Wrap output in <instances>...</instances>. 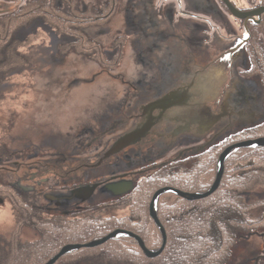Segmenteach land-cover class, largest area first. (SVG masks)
<instances>
[{
  "label": "flooded vegetation",
  "instance_id": "1",
  "mask_svg": "<svg viewBox=\"0 0 264 264\" xmlns=\"http://www.w3.org/2000/svg\"><path fill=\"white\" fill-rule=\"evenodd\" d=\"M26 1L28 0H0V4L9 3L12 10L3 12H11L27 7ZM227 1L241 15H233L225 0H78L77 8L85 13L93 11L88 9L100 10L102 7H109L112 10L105 23L89 27L104 26L115 14L123 11L121 15L123 23L127 24L129 29H133L131 34L134 36L133 40L141 43L142 48H149L145 52L143 63L136 59V62L142 65L140 68L147 71L144 72L146 80L139 78L140 76L135 79L139 81L137 84L141 85L142 92L136 98L140 103L137 112L132 116L126 111L123 112L127 117L126 121L131 122L128 129L115 132L113 127H109L101 133L92 135L89 141L84 143L86 150H80L79 153L77 147L81 137L78 134L65 133L62 136L65 139L56 145L58 155L56 161L59 162V168L71 167L75 162L74 157L77 159L93 157L104 147L106 149L98 155L94 165H102L108 159L106 168L91 172L87 171V167L93 164L84 163L82 170L77 174L65 171L63 175L57 171V179L43 181L42 184L38 182L26 187L15 180V177V181L6 182L15 183L14 188L18 187L29 194L33 202L42 199L53 202L54 205L50 206L53 210L41 207L46 212L70 216L77 212H85L87 208L101 202V195L108 199L126 194L114 196L104 188L105 184L131 180L134 187L136 183L134 175H147L158 166L174 165V162L170 161L186 156H180L184 153L182 151L179 156L172 159L173 154L183 148L198 151L202 143L192 148L178 146L179 150L165 152L166 147L173 146V140L184 133L201 138L206 133L244 131L260 133L254 130L264 127V0ZM62 6L59 2L58 7ZM100 17L103 15L90 16L87 20L92 21ZM181 18L188 23L199 25L201 32L199 43L208 48L201 51L203 53L200 55L201 63L196 68L183 66L184 59L180 56V47L183 44L189 45V33L182 31L183 34L180 35L181 32L173 31L174 23H180ZM170 27L172 30L167 31ZM124 35H127V38L129 36ZM119 37L122 42L120 46L122 57L127 39ZM135 48L138 50L136 45ZM159 87H162V90H159ZM224 94L226 97L222 98ZM207 105L220 107L214 108L211 113H205ZM221 105L227 108L221 109ZM232 114L235 117H232ZM224 115H227L228 119L222 121ZM110 133L119 134L114 137ZM91 134L93 133H83ZM119 138H126L125 141L131 143L119 152L104 158L106 150ZM138 144L152 149L160 146L162 147L160 152L166 154H161L157 158L152 157V153H147L140 162L137 155L134 161L137 164L125 167L116 155ZM31 160L26 162V167L32 164H28ZM112 165L113 167L109 168ZM12 168L9 171V178L14 174L16 165ZM115 168L124 170H114ZM15 174L19 176V173ZM93 183L97 186L87 199L70 196L72 189ZM50 188L58 194L52 195L49 192ZM48 195L54 198H49ZM257 197L264 199V194ZM255 213L257 216L262 215L258 220L260 224L254 225L256 221L251 220L247 231L243 233L246 235L241 234L231 245L225 264H264V210ZM259 229L262 230L257 231ZM243 241L247 243L245 251L239 249Z\"/></svg>",
  "mask_w": 264,
  "mask_h": 264
},
{
  "label": "trees",
  "instance_id": "2",
  "mask_svg": "<svg viewBox=\"0 0 264 264\" xmlns=\"http://www.w3.org/2000/svg\"><path fill=\"white\" fill-rule=\"evenodd\" d=\"M59 2L63 5L60 8ZM25 3V8L0 13V86L12 73L27 70L37 74L50 64L51 61L42 65L41 60L47 56L38 47H28V35L41 26L69 37L61 44L49 45L51 51L55 48L59 53L73 51L104 67H114L119 62L120 39L116 40L117 54L111 63L104 59L101 44L88 33L89 26L106 22L112 11L109 7L88 9L93 11L85 13L77 8L78 0ZM97 15L103 17L87 20ZM256 130L260 133H235L223 142L170 161L174 165L158 166L140 176L133 189L122 197H104L85 212L70 216L46 212L29 194L14 188L15 183L0 179V200L6 201L13 213L12 228L7 234L0 233V264H40L64 244L97 239L115 228L137 234L147 248L160 247L161 234L148 211L154 191L162 186L189 192L206 190L214 179L221 150L233 142L264 135L263 126ZM1 145L0 163L9 157ZM258 188L264 190V146L239 148L225 159L219 185L210 195L186 200L168 192L158 197L156 214L166 234L165 245L158 255L146 257L133 237L120 236L63 254L53 264H68L69 255H75L73 260L85 255H76L78 251L113 264H225L231 245L247 231L251 220L256 221L254 225L260 224L262 215L251 213L264 210V199L256 195ZM121 208L127 210L122 215L105 214ZM24 228L33 230L36 237L24 239L21 236Z\"/></svg>",
  "mask_w": 264,
  "mask_h": 264
},
{
  "label": "rangeland",
  "instance_id": "3",
  "mask_svg": "<svg viewBox=\"0 0 264 264\" xmlns=\"http://www.w3.org/2000/svg\"><path fill=\"white\" fill-rule=\"evenodd\" d=\"M7 10H12L9 3L0 4V11ZM121 15H123V11L115 14L113 19L106 25L89 27L90 30H88L90 36L101 44L104 59L111 63H113L117 54V38L120 39L119 36H122L127 39L123 50L124 54L118 65L114 67L101 66L96 61L73 51L59 53L56 48L51 51L49 45H53V43L61 44L69 37L55 34L48 27L46 29L43 26L38 27L35 33L28 35V47H38L42 54L47 56L43 57V59L41 58L42 65L51 62L43 66L37 74H35L36 72H26L27 70L12 73L7 76L6 81L0 86V144L3 147L5 146L6 151L9 153V157L2 159L0 163L1 180L5 182L12 181L15 177V180L27 187L38 182L42 184L43 181L49 182L57 179V171L63 175L65 171L77 174L82 170L81 167L84 166V163L93 164L89 168L87 167V171L91 172L107 167L105 165L108 159L102 165H94L98 155L106 149L104 147L93 157L78 159L74 157L75 162L71 164V167L60 166L59 168V162L56 161L58 157L56 145H59L60 141L65 139V137H62L65 133L78 134L81 137L77 147V152L79 153L80 150H86L84 143L89 141L92 135L101 133L109 129V127H113L115 132L129 128L128 126H130L131 122L126 121L127 117L123 112L126 111L130 116L135 115L137 112V107L140 103L136 98L142 92L140 89L141 85L137 84L139 81L135 79L138 76L144 79L146 75L144 72H147L140 68L142 65L137 63L136 59L143 63V57L149 48H142L141 43L133 40L134 36L131 35L133 34V29H129V26L123 23ZM171 30L170 27L167 31ZM173 31L181 32L180 35L183 34L182 31L189 33V45L185 46L183 44L180 47V56L184 59V68L200 66V55L203 54L201 51L208 48L199 43L201 38L199 25L193 22L188 23L181 18L180 23H174ZM124 34H128V38ZM249 81L253 82V80ZM255 88H257V85ZM158 89L162 90V87ZM224 97H226V94L222 96V98ZM218 107L207 105L205 106V113H211L214 108L217 109ZM223 108H227V106L221 105V109ZM232 117L235 116L232 114ZM227 119V115L222 117V121ZM83 133L93 134L83 135ZM117 134L119 133H110L114 137ZM234 134L230 132L208 133L203 138L189 133L188 135L183 134L179 138L174 139L173 143L175 142V144L171 147H166L165 152L173 151V149L179 150L178 146L192 148L199 143L203 144L206 141H210L205 146L207 147L212 143L223 142ZM161 148L156 146L152 149L151 147H144V145L138 144L137 146L126 148L116 155V158L125 167H129L137 164V162H134L137 155H139L138 161L140 162V159H143L147 153H152V157L156 156L157 158L161 154H166L165 152H160ZM185 150L187 149L183 148L181 151L175 152L172 159L179 156L182 151L184 153L180 156L190 155L194 149H189L187 152ZM30 159L33 161L31 160L28 164H32L26 167V162ZM15 165L16 170L9 178V171ZM112 167L113 165L109 168ZM114 167H117V165H114ZM114 170L124 169L115 168ZM15 173H19V176ZM139 178V175L133 176L134 181ZM49 192L52 195L58 194L51 188ZM256 193L259 196L264 194V190L258 188ZM101 197L104 199L105 195H101ZM46 200L36 201L35 204L40 207H46L48 210H53L50 209V206H53L54 203ZM74 200L78 202L77 199ZM10 208L6 201L0 200V233L7 234L13 226V213ZM126 211L125 208L110 209L105 214L122 215ZM252 215L256 216L255 210H252ZM260 230L262 229L257 231ZM245 235L246 233L242 236ZM21 236L24 239H33L36 237V233L30 228H24ZM246 245L247 243L243 241L239 249L245 251ZM75 253L76 255H82L83 253L85 255L79 256L75 260L72 259L75 255H69L66 258L68 264H113L110 262L104 263L85 251Z\"/></svg>",
  "mask_w": 264,
  "mask_h": 264
},
{
  "label": "water",
  "instance_id": "4",
  "mask_svg": "<svg viewBox=\"0 0 264 264\" xmlns=\"http://www.w3.org/2000/svg\"><path fill=\"white\" fill-rule=\"evenodd\" d=\"M227 7L230 9L233 15L239 16L241 13L237 12L236 9H234L231 4L225 0ZM186 134V133H184ZM208 133H206L207 135ZM188 135V134H187ZM126 138H119L117 139L108 150L104 153L103 157H108L109 155H112L114 153L119 152L120 149L131 143L130 141H125ZM210 141L204 142L202 145H200V148L198 150H201L205 148L207 144H209ZM175 142L173 143V145ZM211 145V144H210ZM257 146H264V136L260 137H255V138H249V139H244L241 141H237L234 143H231L224 147L221 152L218 155L217 158V163H216V171H215V176L214 179L211 183V185L204 191H195V192H189V191H183L178 188L172 187V186H162L154 191V193L151 196V199L149 201L148 205V211H149V216L153 219L156 227L159 229L160 234H161V245L158 248H147L142 241V239L135 233L131 232L130 230L122 229V228H115L112 231L108 232L106 235H103L100 238L93 239L84 243H67L63 245L56 254L51 256L47 261L40 263V264H53L61 255L69 253L73 250H77L81 247H94L97 245H100L104 243L105 241L111 239V238H116L120 236H129L133 237L139 247L142 249L144 255L146 257H154L158 255L166 242V234L163 226L161 225L157 214H156V204L158 197L163 194V193H173L176 194L186 200H195V199H200L203 197H206L210 195L219 185L223 169H224V161L225 159L232 154L233 152L237 151L239 148L242 147H257ZM97 186L96 183H93L91 185H86L82 187H77L75 189H72L70 196L74 197H79L82 199H87L88 197L91 196L93 193L95 187ZM104 188L110 192L114 196H118L121 194H125L133 189V181L131 180H120L116 182H110L104 185ZM49 198H54L53 196L48 195Z\"/></svg>",
  "mask_w": 264,
  "mask_h": 264
}]
</instances>
